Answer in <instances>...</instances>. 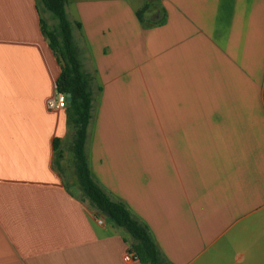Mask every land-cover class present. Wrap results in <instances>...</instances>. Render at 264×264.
I'll use <instances>...</instances> for the list:
<instances>
[{
	"label": "crops",
	"instance_id": "0c3cea01",
	"mask_svg": "<svg viewBox=\"0 0 264 264\" xmlns=\"http://www.w3.org/2000/svg\"><path fill=\"white\" fill-rule=\"evenodd\" d=\"M136 1L66 0L92 178L169 264H264V0ZM58 74L35 0H0V264H137L79 190Z\"/></svg>",
	"mask_w": 264,
	"mask_h": 264
},
{
	"label": "trees",
	"instance_id": "16d2710c",
	"mask_svg": "<svg viewBox=\"0 0 264 264\" xmlns=\"http://www.w3.org/2000/svg\"><path fill=\"white\" fill-rule=\"evenodd\" d=\"M39 14V29L47 46L59 66L56 78V91L69 94L70 105L65 109L67 124L74 129L71 153L73 156L74 175L82 194L98 212L109 215L110 221L121 228L124 241L129 250L137 257V264H169L159 251L147 226L136 219L128 208L120 201L112 200L105 191L93 180L87 157L85 142L87 128L91 119L93 94L90 83L92 77L82 69L78 50L72 37V24L67 16L66 0H35ZM148 5L136 11L135 15L143 22V15ZM40 9L50 14L52 24L40 16ZM77 27H80L76 23ZM58 140L53 141L56 162L61 158L56 152Z\"/></svg>",
	"mask_w": 264,
	"mask_h": 264
},
{
	"label": "built area",
	"instance_id": "2783aa9c",
	"mask_svg": "<svg viewBox=\"0 0 264 264\" xmlns=\"http://www.w3.org/2000/svg\"><path fill=\"white\" fill-rule=\"evenodd\" d=\"M46 106L50 110H64L66 108L65 95L55 91V93L47 99ZM95 222L97 225L103 224L101 218H96ZM122 260L123 262H136L137 257L128 248L123 254Z\"/></svg>",
	"mask_w": 264,
	"mask_h": 264
},
{
	"label": "rangeland",
	"instance_id": "374dc122",
	"mask_svg": "<svg viewBox=\"0 0 264 264\" xmlns=\"http://www.w3.org/2000/svg\"><path fill=\"white\" fill-rule=\"evenodd\" d=\"M153 1H156V0H153ZM146 2H148V0H138V2L137 1L135 2V5L140 6V5H142V3L144 4ZM157 2L156 3L159 4V0H157ZM40 10H41L40 11V15H41L42 18H44V19L46 18L45 20H47L49 24L54 23V22L50 21L51 20V17H50V14L48 12L44 11L43 9H40Z\"/></svg>",
	"mask_w": 264,
	"mask_h": 264
},
{
	"label": "water",
	"instance_id": "95a60500",
	"mask_svg": "<svg viewBox=\"0 0 264 264\" xmlns=\"http://www.w3.org/2000/svg\"><path fill=\"white\" fill-rule=\"evenodd\" d=\"M65 98H66V106L68 107L70 105V101H71L70 95L66 94ZM101 215L104 216L107 219L109 218V215L107 213H105V212H101Z\"/></svg>",
	"mask_w": 264,
	"mask_h": 264
}]
</instances>
